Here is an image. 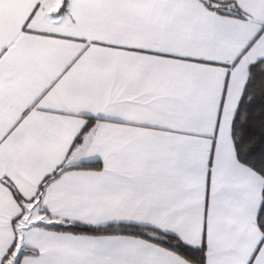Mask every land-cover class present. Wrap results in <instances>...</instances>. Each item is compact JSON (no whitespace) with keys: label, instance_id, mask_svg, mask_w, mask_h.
Masks as SVG:
<instances>
[{"label":"snow or ice","instance_id":"snow-or-ice-1","mask_svg":"<svg viewBox=\"0 0 264 264\" xmlns=\"http://www.w3.org/2000/svg\"><path fill=\"white\" fill-rule=\"evenodd\" d=\"M0 264H264V0H0Z\"/></svg>","mask_w":264,"mask_h":264}]
</instances>
